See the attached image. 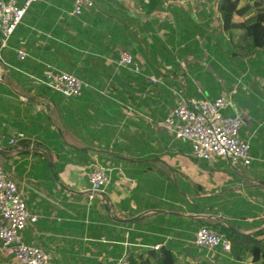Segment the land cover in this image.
Segmentation results:
<instances>
[{
	"label": "crops",
	"instance_id": "obj_1",
	"mask_svg": "<svg viewBox=\"0 0 264 264\" xmlns=\"http://www.w3.org/2000/svg\"><path fill=\"white\" fill-rule=\"evenodd\" d=\"M94 2L81 16L73 0L35 2L5 50L0 164L39 215L24 241L48 253L46 264H116L125 254L159 264L166 249L174 264H264V49L244 29L224 30L216 0ZM261 11L264 0H240L234 20ZM121 51L139 73L117 66ZM47 64L84 80L83 94L39 92L33 77ZM223 93L233 95L225 114L245 120L250 165L197 158L163 124L181 97ZM96 160L112 180L90 199ZM204 225L231 236V250L197 246ZM0 264L19 263L0 249Z\"/></svg>",
	"mask_w": 264,
	"mask_h": 264
},
{
	"label": "built area",
	"instance_id": "obj_2",
	"mask_svg": "<svg viewBox=\"0 0 264 264\" xmlns=\"http://www.w3.org/2000/svg\"><path fill=\"white\" fill-rule=\"evenodd\" d=\"M39 0H0V81H4L3 71L5 50L17 27L23 23L27 10ZM218 3L221 0H216ZM94 0H73L72 14L81 16L94 6ZM17 55L24 60L28 57L25 49L17 50ZM118 67L127 68L135 73L141 67L128 51H121L115 60ZM34 84L58 92L67 98L79 97L83 94L87 83L74 73L66 72L47 64L42 76L33 77ZM152 82H158L151 77ZM232 93H223L214 100L193 98L187 100L181 97L164 121V125L176 138H183L192 144V154L200 159L214 161L225 159L231 165H250L251 145L248 139L242 137L245 120L240 115L225 114V110L233 102ZM20 99L30 101V97L22 94ZM40 110L41 104H34ZM25 136L19 133L9 141L16 143ZM89 198L105 194L112 180L113 168H108L98 160L91 163ZM0 249L4 254L16 258L19 264H46L48 253L40 246L24 241L22 232L29 224L39 220V215L29 210L27 200L12 179L10 172L0 164ZM194 242L199 247L207 249L221 248L223 252L231 250L228 237L220 230L206 225L200 227ZM160 246H155L159 249ZM116 264H131L130 257L124 255Z\"/></svg>",
	"mask_w": 264,
	"mask_h": 264
},
{
	"label": "trees",
	"instance_id": "obj_3",
	"mask_svg": "<svg viewBox=\"0 0 264 264\" xmlns=\"http://www.w3.org/2000/svg\"><path fill=\"white\" fill-rule=\"evenodd\" d=\"M239 2L240 0H221L219 2V9L224 30L228 33H233L235 29H244L246 35L250 39V46L254 48L261 47L262 49H264V11L257 13V15H255V20L251 23L247 24V21L236 22L234 20V17ZM38 90L39 92L43 93H47V91H52L44 86H40ZM221 232L223 231L221 230ZM228 239L230 240V243L233 242L231 236ZM254 253H256L255 250ZM157 259H159V264H174L176 260L172 252L168 249L163 252V257L157 256ZM136 262V259H134L133 255H131L130 263L136 264Z\"/></svg>",
	"mask_w": 264,
	"mask_h": 264
},
{
	"label": "water",
	"instance_id": "obj_4",
	"mask_svg": "<svg viewBox=\"0 0 264 264\" xmlns=\"http://www.w3.org/2000/svg\"><path fill=\"white\" fill-rule=\"evenodd\" d=\"M125 221H127V220H125Z\"/></svg>",
	"mask_w": 264,
	"mask_h": 264
}]
</instances>
